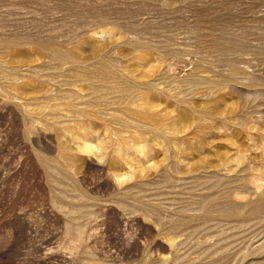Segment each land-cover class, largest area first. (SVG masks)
<instances>
[{
	"label": "rangeland",
	"instance_id": "374dc122",
	"mask_svg": "<svg viewBox=\"0 0 264 264\" xmlns=\"http://www.w3.org/2000/svg\"><path fill=\"white\" fill-rule=\"evenodd\" d=\"M0 264H264V0H0Z\"/></svg>",
	"mask_w": 264,
	"mask_h": 264
}]
</instances>
